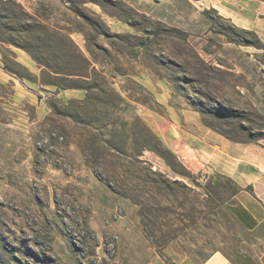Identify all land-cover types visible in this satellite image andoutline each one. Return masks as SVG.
Instances as JSON below:
<instances>
[{
	"label": "rangeland",
	"instance_id": "rangeland-1",
	"mask_svg": "<svg viewBox=\"0 0 264 264\" xmlns=\"http://www.w3.org/2000/svg\"><path fill=\"white\" fill-rule=\"evenodd\" d=\"M1 1V14L12 1L72 32L123 102L108 111L99 92L85 104L83 91L20 81L2 69L0 46V264H205L213 255L264 264V229L242 230L228 212L232 181L196 161L203 126L238 140L264 131V53L223 35L245 29L221 15L222 1ZM10 22L0 19V35L24 32ZM153 136L189 178L151 151L134 154L157 148ZM153 172L186 188L164 187Z\"/></svg>",
	"mask_w": 264,
	"mask_h": 264
},
{
	"label": "trees",
	"instance_id": "trees-1",
	"mask_svg": "<svg viewBox=\"0 0 264 264\" xmlns=\"http://www.w3.org/2000/svg\"><path fill=\"white\" fill-rule=\"evenodd\" d=\"M260 1L264 2V0ZM0 2L2 3L1 0ZM10 4L13 7L4 4L7 8H3L2 13H6L7 16L0 12V19L10 20V23L15 27V31L24 32H8L9 34L7 36H5V34L0 35V46L8 53V56L6 57L5 55L1 61V64L3 65L2 69L5 73L20 81L32 83L40 89L52 87L62 91H83L85 92V97L80 102L85 104L94 101V95L96 92H99V95L102 96L97 99L102 106L108 109V111L116 109L114 101L117 100L123 102L120 94L115 92L113 88H110L106 84L105 78L96 70L98 62L86 58L85 55L77 49L70 37L72 32H58L48 24L38 22L34 16L25 12L20 5L15 4L12 1ZM22 20L25 22V26L21 25ZM221 21L227 22L225 19H221ZM30 23L37 25L35 27L40 29L41 32H29L32 27ZM225 30L229 34L235 36L234 38H231L229 34L227 35L223 33L230 42L239 43V45L243 46H253L264 53L263 44L253 32L239 30L233 25H229ZM239 32L252 36L255 39V42L241 41L240 39L242 36H239ZM12 33H17L18 36L15 37ZM95 33L98 35H107L109 32ZM10 47L22 50L37 65L39 74L37 76L31 74L24 66L16 62L15 54L9 50ZM86 49L89 53V49ZM90 56L93 59L91 52ZM75 102V100H72L69 104L71 105ZM65 111H67V108ZM68 113L69 111L67 112V115ZM68 117L70 116L68 115ZM247 137L248 141L251 142L263 139L264 131L255 136ZM152 138L155 140L159 148L141 144L140 149L134 148V154L140 156L145 150L151 151L164 160L174 175L180 178H189L190 176L187 172L182 170L183 168L181 164L174 162V156L171 152L165 149L156 137L153 136ZM168 158L171 159V161H169ZM175 163L179 165L181 170L176 169ZM149 172L152 173L151 170H149ZM153 175L157 176L159 182L169 189L171 186L186 188V186L178 179L169 180L165 175L157 172H153ZM154 182L157 183L156 181ZM232 183L235 187L234 195L240 188L234 182Z\"/></svg>",
	"mask_w": 264,
	"mask_h": 264
},
{
	"label": "crops",
	"instance_id": "crops-1",
	"mask_svg": "<svg viewBox=\"0 0 264 264\" xmlns=\"http://www.w3.org/2000/svg\"><path fill=\"white\" fill-rule=\"evenodd\" d=\"M221 15L251 31L264 46V2L260 0H221ZM224 13V14H222ZM261 68L264 75V63ZM264 116V113H263ZM196 137V161L211 175L230 179L240 189L231 197L228 212L247 232L264 229V138L257 141L232 139L210 127H202ZM205 264H232L220 255Z\"/></svg>",
	"mask_w": 264,
	"mask_h": 264
}]
</instances>
